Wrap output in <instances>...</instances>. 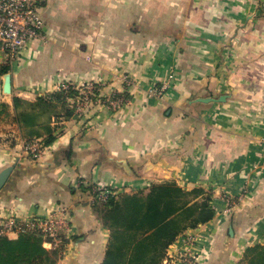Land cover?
<instances>
[{"label": "crops", "instance_id": "crops-1", "mask_svg": "<svg viewBox=\"0 0 264 264\" xmlns=\"http://www.w3.org/2000/svg\"><path fill=\"white\" fill-rule=\"evenodd\" d=\"M38 8L40 36L11 60L0 51V170L16 164L0 189V220L64 207L62 244L43 238V246L59 249L57 264H101L111 230L82 185L107 183L123 195L175 182L211 194L215 215L177 235L160 264H178L172 257L183 251L200 264H264V0H40ZM94 80L126 91L127 101L94 99L60 121L37 112L34 124L18 122L15 97L35 101L64 82ZM33 130L55 136L38 160L24 147Z\"/></svg>", "mask_w": 264, "mask_h": 264}, {"label": "trees", "instance_id": "trees-1", "mask_svg": "<svg viewBox=\"0 0 264 264\" xmlns=\"http://www.w3.org/2000/svg\"><path fill=\"white\" fill-rule=\"evenodd\" d=\"M3 68L4 72L9 70L7 65ZM66 92L58 90L35 101L15 97L16 109L21 104L18 122L34 124L37 112L42 115L62 112L70 117L75 108L66 98L75 91ZM60 107L64 111L58 112ZM28 134L29 139L37 138L34 130ZM54 138L49 131L44 145ZM82 186L86 192L91 188ZM211 199V194L202 189L187 191L175 182H165L154 184L146 194H117L105 201L98 200L96 203H102L103 220L111 230L101 264H160L177 235L213 218ZM43 241L37 231L22 232L17 239L0 235V264H57L59 249L48 250Z\"/></svg>", "mask_w": 264, "mask_h": 264}, {"label": "built area", "instance_id": "built-area-1", "mask_svg": "<svg viewBox=\"0 0 264 264\" xmlns=\"http://www.w3.org/2000/svg\"><path fill=\"white\" fill-rule=\"evenodd\" d=\"M40 0H0V51L5 52L7 60H11L20 55L29 42L39 37L43 28V18L39 12ZM94 82H91L85 89L93 88ZM64 89L70 88L68 84H63ZM88 92H92L88 90ZM91 98L86 96L83 100L78 98L77 102L79 110H84L88 101ZM117 106L120 104H111ZM113 106V107H114ZM25 149L33 159H40L44 156L46 146L40 139H32L26 142ZM91 192L94 196V200L105 201L110 197L116 196L118 191L107 183H92ZM65 208L61 207L58 211L53 212L48 216H30L24 220L18 219L16 216H11L9 219L0 220V235H4L9 230H17L20 232L38 231L45 238H50L49 235L54 236L57 226H64L67 224L65 220L64 212ZM63 214V216H62ZM49 241L52 246H56L57 243L53 240ZM172 257L178 260V264H200L199 260H195L189 252H182ZM189 255V256H188Z\"/></svg>", "mask_w": 264, "mask_h": 264}, {"label": "rangeland", "instance_id": "rangeland-1", "mask_svg": "<svg viewBox=\"0 0 264 264\" xmlns=\"http://www.w3.org/2000/svg\"><path fill=\"white\" fill-rule=\"evenodd\" d=\"M133 78L132 77H128V76H126L125 77V81L127 82V84L129 85L130 83L131 84H133ZM91 82H94L93 84H94V86H93V88H91V89H85L84 87L85 86H88ZM68 84L69 85V87L70 88H68V89H64L63 88V84ZM64 83H62L61 85H60V89H58V90H60V91H75V94L73 95V96H70V97H68L67 96V98H66V100L68 99V101H70L71 102V100H72V98H76L75 100H74V102L75 103H73V102H71V104H69L70 106H75V110H76V112H82L81 110H79V108H78V106H80V104L77 102V100H78V98H80V99H82L83 100V97H84V95L86 94V96H88V97H90L91 98V100L90 101H88V103H87V106H88V104H90L92 101H94V99H97V100H99L100 101V103L101 104H120V105H117V107L118 108H120L121 107V105L122 104H124L126 101H127V97H128V95H127V92L126 91H124V92H117V91H111V90H107V91H105V89H103L104 87H106L107 85H109V84H107L106 82H103V81H101V80H99V81H96V80H94V81H90V82H86V83H84V84H82L81 86L80 85H76L75 83H72V82H64ZM88 90H90V91H92L91 93L90 92H88ZM164 90V87L162 86V84H161V86H159V84L158 85H156V87L155 88H153L152 89V92H154V94H161V92ZM66 92V93H67ZM68 95V94H67ZM73 103V104H72ZM86 106V107H87ZM114 106V105H113ZM85 107V108H86ZM57 110H58V112L61 110V111H64L63 110V108H57ZM63 114L64 113H62L61 112V114H59V115H55L54 117H55V119L57 120V121H60V120H63V118H61V116H63ZM32 139H29V137H26V139L24 140V147H25V144H26V142H29V141H31ZM43 140L44 139H42V142H43ZM44 143V142H43ZM28 156L30 157V158H32V156L30 155V154H28ZM33 159V158H32ZM34 160H38V159H34ZM117 190V189H116ZM58 210H59V208H58ZM57 211V210H56ZM12 216H16L18 219H20V220H24L25 218H28V217H26V216H24L23 214H18V215H12ZM63 216V215H62ZM30 217V216H29ZM65 220L67 221V224H64V226L62 225V226H57V229H56V231H55V235L54 236H51V235H49V237H50V239L51 240H53L54 242H56L57 243V245H56V247L58 248V247H60V245L62 244L61 243V234H62V231H64L65 230V228H68V225H69V221H68V219L65 217ZM38 232V231H37ZM43 236V238H45V235L43 234L42 235ZM47 239V238H46ZM183 252H185V251H183ZM186 252H188V251H186ZM180 253H182V252H179L178 253V260H179V258H180ZM189 253H191L194 257H196L195 258V260H199L200 261V259H199V256H197L196 254H194L192 251H189ZM189 256V255H188ZM175 260H177V259H175ZM200 263H201V261H200Z\"/></svg>", "mask_w": 264, "mask_h": 264}, {"label": "water", "instance_id": "water-1", "mask_svg": "<svg viewBox=\"0 0 264 264\" xmlns=\"http://www.w3.org/2000/svg\"><path fill=\"white\" fill-rule=\"evenodd\" d=\"M5 78H6V83H5L4 89L7 93H10L11 92V74L7 73ZM15 167H16V164H11L3 168L2 170H0V189L6 184L10 175L14 171ZM231 233H232V230H231Z\"/></svg>", "mask_w": 264, "mask_h": 264}]
</instances>
